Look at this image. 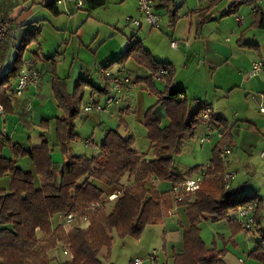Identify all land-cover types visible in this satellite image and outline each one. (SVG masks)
Wrapping results in <instances>:
<instances>
[{
	"label": "trees",
	"instance_id": "1",
	"mask_svg": "<svg viewBox=\"0 0 264 264\" xmlns=\"http://www.w3.org/2000/svg\"><path fill=\"white\" fill-rule=\"evenodd\" d=\"M57 2L42 0L41 5L53 14H59ZM85 5L89 9H96L104 6L105 0H82V6L77 10ZM0 21L9 23L8 33L0 41V105L6 116L13 113L16 98L13 87L24 68V62L32 61L35 70V62L24 60V53L30 44L37 41L40 30L38 27L30 28L34 23L24 25L25 34L16 43L19 28L15 20L5 15ZM256 26L264 28V15L259 17ZM12 48L15 50L13 57L10 55ZM127 58H132L149 70L150 77L142 82L157 99L145 114L150 159L133 149V137H122L117 130H108L97 156H74L65 163L55 162L52 158L55 148L65 156L68 144L79 139L75 121L82 112L83 100L80 93L67 98L56 88L59 79L54 70L55 97L61 110L55 123L54 140L45 132L40 135L41 144L38 147H29L14 143L0 131V180L9 177L7 187H0V264H49L53 261L49 253L63 243H66L71 258L60 264H103L101 251L110 249L114 233L121 237H137L144 227L162 224L163 217L173 205L186 206L189 225L182 235V248L172 254V264H223V252L205 246L201 239L200 223L206 220L231 222L239 206L256 201L251 196L240 197L232 188L229 191L223 188L224 163L220 154L232 146L231 129L225 121L212 114L211 123L220 131L221 138L211 149L209 168L193 202L188 205L184 202L174 204L170 188L162 192L157 186L145 183V179L156 178L170 186L185 179L175 172L171 156L179 150L183 139L195 136L206 105H198L192 110L186 96L172 84L173 70L156 62L138 45L128 48L105 67L122 64ZM162 69L167 70V75L160 77L166 84L164 91L160 92L152 78H156ZM81 81L84 84V80ZM85 84L92 86L86 81ZM181 94L184 98L179 100ZM193 102L198 104L197 100ZM157 105L166 106L167 109L168 126L164 128H161L160 118L155 113ZM41 126L46 130L48 124L44 122ZM18 158H27L33 172L21 168L17 164ZM35 177L39 179L38 186ZM125 179L127 186L123 184ZM95 182L108 189L107 194L115 185L123 187V193L112 201L114 203L107 213L98 212L101 204L109 201L106 194L101 202L103 189ZM93 203L99 206L89 213V219L93 215L86 230L74 229L65 234L61 225L53 227L54 218L69 213L81 214L85 207ZM256 218L257 214L255 221ZM257 226L258 222L255 228ZM38 233L42 238H38ZM258 233L264 243V229H259ZM249 257L264 264V245H258L249 253Z\"/></svg>",
	"mask_w": 264,
	"mask_h": 264
},
{
	"label": "rangeland",
	"instance_id": "2",
	"mask_svg": "<svg viewBox=\"0 0 264 264\" xmlns=\"http://www.w3.org/2000/svg\"><path fill=\"white\" fill-rule=\"evenodd\" d=\"M11 1L13 0H0V5L9 4ZM17 1L20 2V0ZM40 1L28 0V8L31 10L29 21H40L41 36L39 44L35 43L28 47L24 60H29L27 58L30 52L36 51L38 48L40 55L45 57L58 54L55 58L57 75L66 80L69 91L73 90L79 78L87 79L95 88H104L101 73L105 70L120 72L129 76L133 81L136 77L144 76L146 71L132 60H128L122 66L104 67L106 62L119 58L127 46L137 40L145 50L151 53L154 59L174 66L176 75H178L176 86H183L182 90L189 98H198L199 103L207 106H211L209 105L211 101H214L215 104L221 99L218 103L225 107L223 109L224 116L229 122H232V104L237 99L244 98L245 95L241 91L239 83L236 82L242 76L243 79H248L245 67L250 56H257V53L243 50L236 44L240 38V32L243 31V29L241 30L243 26H238L235 18H245V13L242 11L244 8L241 9L242 12L223 19H219L218 15H215L213 20L207 22L201 31L196 32L195 21L190 20L193 17L190 15L192 11L196 10L197 0L185 1L178 10L179 19L174 29L169 27V17L165 11H155L154 8L153 14L160 18L159 25L154 26L148 23L145 15H139L136 12L135 0H118L116 4L113 0H107L105 7L89 10V13L77 10V0H62L61 4H58L59 15H54L41 6ZM182 1L174 0L175 6H180ZM231 1L221 0L218 9L228 8ZM259 4L264 7V0H260ZM81 9L83 10L84 7ZM127 19H139L141 25H135L131 22L132 20L128 21ZM245 22L248 21L245 19ZM220 32L222 35L219 36ZM244 40H257L264 45V30L251 31L245 35ZM172 41L178 43L177 49L171 48ZM215 46L227 51L232 50V62L215 58ZM14 53L15 50L12 48L10 55L13 57ZM40 81L37 86L41 84ZM158 87L161 85L158 84ZM90 92L91 87L87 86L82 104L93 100L90 97ZM41 94L45 97L43 100L34 97L27 104L29 122L31 120L32 127H24L15 131L14 140L17 141L19 140L17 136L20 138L22 136L29 147L40 145L39 129L36 127L38 123L41 120H51L59 116L60 112L49 85L45 84ZM251 96L249 95L250 101H252ZM119 97L118 102L108 106L106 113L93 114V116L81 113L77 118L75 127L79 139L73 142V147L76 149L74 152L77 156L88 158L97 156L105 130H117L124 136L129 134L134 137L136 150L141 153H146L149 150V141L144 126L145 114L148 108L156 103V98L148 95L139 86L122 89ZM104 101L103 98L100 99L102 105L105 104ZM166 110L164 106H158L155 109L156 115L160 118L161 128L168 126ZM215 111L218 112V109L215 108ZM101 118H105L106 128L100 127ZM6 123L4 127H6ZM50 126V133L54 135L53 120H51ZM199 132L197 130L193 138L183 139L179 150L172 154L171 163L176 171L184 172V168H193L197 165L202 167L207 163L210 146L200 142ZM58 151L57 148L53 151L55 158ZM59 156L61 157V155ZM24 159L28 161L27 158ZM24 159L18 158L17 164L24 170H28L27 164L25 165L23 162ZM230 172L236 178V181H232L233 187L244 186L245 191L251 192L261 185L257 176L251 172L246 173L244 164L238 167V171L231 170ZM1 182H9V177L0 180V186H2ZM95 183L103 189L102 185ZM35 184L39 185L37 177H35ZM123 184L127 186L128 181L125 179ZM117 187L123 191L122 186L117 185ZM159 188L167 189L169 186L166 183H160ZM107 192H109L108 189H103L104 196L101 202L105 199ZM113 203L101 204L102 208L100 207L98 212H109ZM63 216H60L59 220L65 234L74 229L86 230L91 222L90 217L89 225L81 226L83 228L76 227V225H65ZM177 217L182 223H178ZM58 222V218H54L53 227L59 224ZM186 223L187 219L183 211L175 209L162 224L144 227L137 237H121L114 233L110 249H103L100 259L103 264H131L135 259L141 260L142 264H172L171 257L174 250L178 251L182 247V226H186ZM199 227L205 245L223 252L224 264H256L249 257V253L258 245H264L257 234L240 232L236 236H232L226 220L202 221ZM38 238H42L40 233H38ZM153 251L156 252L157 259L150 262L148 259ZM49 256L53 260L49 264H60L70 259L69 256L63 254L59 247L51 251Z\"/></svg>",
	"mask_w": 264,
	"mask_h": 264
},
{
	"label": "crops",
	"instance_id": "3",
	"mask_svg": "<svg viewBox=\"0 0 264 264\" xmlns=\"http://www.w3.org/2000/svg\"><path fill=\"white\" fill-rule=\"evenodd\" d=\"M41 1H40V5H41ZM185 1L186 0H183L182 4L180 6H175L174 0H153L154 10L155 11H165V13L169 17V20H168L169 27L174 29L175 24L177 23V21L179 19V15H178L179 11L178 10L184 5ZM259 1L260 0H232L230 3V6L228 8L226 7L223 10H219L218 6H219V3H221V0H212L210 3H208V2L202 3L200 7H198V5H196V10L192 11L191 15H190V16L194 17V19H193V17H191L190 20L195 21V28L197 29L196 32H199L203 29L204 25L207 22H211L213 20L215 15H218L219 19H223V18H226L228 16H234L237 13L242 12V11L245 13V18H243L244 22L242 24L236 22L238 24V26H243L241 28V30L243 29V31L240 32V34H239L240 38L237 40L236 44L238 47H240L243 50H250V51L257 53V56H254V55L250 56V60L248 61V64L245 67V70L247 71V72L245 71L246 73H248V71L250 70V68L254 62L260 61V62L264 63V45H262L257 40H254V41L244 40L245 35L247 33L251 32V31L257 32V31L264 30V28H259L256 26V22L258 21L259 17L264 15V7H262L259 4ZM20 2H22V3H20ZM20 2L17 0H13V1L9 2V4L0 5V18H2L5 15H8L15 20V25L19 28L16 32V38H17L16 43H18L19 39L25 34V30H23L22 27L24 25L34 23V25H31L30 28L38 27V29L40 30V35L38 36L37 41L35 42V43L39 44V39L41 36V27L39 26L40 21H34V20L29 21L31 19V10L28 8V0H20ZM106 2H107V0H105V5L102 7L106 6V4H107ZM113 2L116 4L118 2V0H113ZM41 6H43V5H41ZM43 7H45V6H43ZM83 7H84V9L83 10L81 9V11H84L86 13L87 12L89 13V10H94V9H89L88 6H86V5ZM102 7H99V8H102ZM242 8H244V10L241 11ZM187 9H188L187 11H189V8H187ZM58 10H59V8H58ZM59 14H60V11H59ZM59 14H54V15H59ZM185 17H187V16H185ZM204 18H206V19L203 20ZM245 19L248 22H245ZM191 26H190V29H191ZM189 33H190V30L188 31V34ZM220 35H222V32L219 33V36ZM35 43H32V44H35ZM32 44H30V45H32ZM134 45H138L143 50H145L141 46V43L138 42L137 40H136V42L129 44L127 46L126 50L128 48L134 46ZM28 47H27L25 53L28 51ZM38 49L36 51H31L29 54V57L27 59H31L35 62L34 67H35L36 72L37 71L39 72L38 74L40 76V80H41L40 83L41 84L39 86H36V85L35 86H32V85L28 86L20 97H16L14 99L15 101L13 103V113L6 115L5 123H6V121H7V123H6L5 131L2 130L3 126L0 124V131H2L5 135L9 136L10 139L14 143H19V144H22L24 146H27L28 144H26V141L23 140L22 136H21V138L19 136H17V138L19 140H17V141L14 140L15 135H16L15 131L18 129H22L24 127L25 128H29V127L31 128L32 127L31 120L29 122V111L27 110V104L34 97H37L41 100H43V98H45L41 94L42 90L44 89L45 84L50 86L51 90L53 91L54 97H55V89H54L55 85L53 84L54 83L53 82L54 81V70H55V75L59 79V81H56V88L60 89L63 92L64 96H66V97L69 95H73L74 93H76V94L80 93L82 100H83L85 88H87V86H89V85L85 84V81L88 82L87 79L85 80L84 78H79L76 81V84H75L73 90L69 91L66 80L63 78H60L57 75V70H56V63L57 62H56L55 58L58 54L45 57V56L40 55ZM126 50L124 51V53L126 52ZM145 51H147V50H145ZM147 52L153 58L151 53L149 51H147ZM232 52H233L232 50L227 51L225 49H221V47H218V46L214 47L215 58L224 59L226 62L227 61L232 62V59H233V53ZM25 53H24V58H25ZM113 60H115V59H112V60L106 62L104 67L106 66V64H108L109 62H111ZM128 60L134 61L141 69L146 71V74L144 76L136 77L135 81H133L129 76L124 75L120 72H112V73H119L122 76H127L131 79L132 86H128L125 88H134L135 86H137V87L139 86L141 90H144L148 95L153 96L152 94L149 93L148 90L145 89L146 86L142 82L143 79L148 80L147 78L150 77L149 70H147L146 68L139 65L132 58H127L124 63H126ZM154 60L160 64H163L165 66H169L170 69L173 70V78H172L173 83L172 84L176 90L182 92L186 96V98L189 101V104L191 105L192 110H195L198 105H203V104L199 103L198 98H195V99L189 98L187 96L186 92H184L182 90L183 86H181V87L176 86V79H177L178 75H176V69L174 68V66L170 65L169 63H162L156 59H154ZM124 63L114 64V65L122 66V65H124ZM242 77H239V80L236 83H239L240 87L242 89H244V90L241 89V91L244 92L245 95H244V98L237 99L232 104V106H233V110H232L233 120H232V122H229L228 119L225 118V116H224L223 109H225V107L222 106L220 103H218L219 101H221V99L218 100V102H215V104L213 103L214 101L213 102L211 101V104H209V105H211L213 107L212 109H213L214 116L225 121L226 124L228 125V127L231 129L232 146L229 148H226V149H230V154L223 160L224 171H231V170H234V171L237 170L238 171V167L241 164H244L246 173L251 172L253 175L257 176L260 179L261 185L255 189L251 190V192L245 191L244 186L243 187L242 186H240V187H233L232 186V189L234 191H236V193L240 197L251 196L252 198H254L256 200L255 201L256 204L254 202L253 203L256 206L255 207V217L257 214V218H256L257 221L256 222H258V226L256 228H254L255 230L253 229L251 233H255L258 235L259 234L258 230L264 229V114L259 113L255 103L253 101H250L249 95L251 96L255 93L264 92V76L258 77V78H248L247 80L243 79ZM81 80H84V84L81 83L82 82ZM152 81H153V84L157 90H159L160 92L164 91L165 85H166L164 80L152 78ZM102 82H103V80H102ZM158 84H160L161 87H158ZM78 85H80V88L76 89ZM14 86H15V84H14ZM90 87H91L90 97L93 100H91V102L82 104V107H84L85 105L90 104V103H99L100 105H102L100 102V99L103 98L106 101V98H107L105 83H104V88H95L94 86L93 87L90 86ZM127 90H129V89H127ZM153 97H155V96H153ZM179 100H182L181 95L179 97ZM193 100H197L198 104H195L193 102ZM55 101L57 104L56 97H55ZM213 104H214L215 108L218 109V112L215 111ZM158 106H160V105H157L155 109H157ZM151 107L152 106H150L149 108H151ZM164 107H166V106H164ZM57 108H58V111H60L59 112V116H60L61 110L58 107V104H57ZM220 110H221V112H219ZM81 113H84V112L82 111ZM84 114L86 116H89V115L93 116V114H97V113H90V114L84 113ZM59 116L51 119L54 121V128H55L56 119ZM51 120H48V119L41 120L38 123V125L36 126L39 129L38 130V137H39L38 139H40V144H41L40 135L42 133H45V132H47V135H49L50 139L54 140V135H52L50 133L51 132V126H50ZM101 121L102 122H101L100 127L106 128L105 118H101ZM44 122H47V124H48V127L46 128V130L42 129L43 127L41 126L42 123H44ZM0 123H1V121H0ZM75 129H76V127H75ZM197 130L200 131L199 136L201 135V137H203L206 133V128H205V126L201 120H200V123H199L196 131H195V135H196ZM105 131L107 132L108 130H105ZM53 134H54V130H53ZM120 135L122 137H130L131 136L129 134H127V136L126 135L124 136L122 134H120ZM131 137H133V136H131ZM219 140L220 139L215 138V139H213L212 143H207L210 146V155H209V158L207 160V163L211 158V149H212L213 145L216 144ZM135 145H136V143L134 142L133 149L138 154L145 155L147 159H150V157H151V155H150V143H149V150L146 153H141L138 150H136ZM31 147H38V146H31ZM57 150H59V149H57ZM75 150L76 149L73 147V142H71L67 146L68 152L65 156H62L60 154V151H58V155L56 156V158L54 157L53 154H52V158L57 163H65L68 161V159L70 157H74V156L76 157L77 156L76 152H74ZM7 153H9L8 150H7ZM59 155H61V157ZM23 162L25 165L27 164L26 167L28 168V171L33 172V167L31 165L30 161L29 160L26 161L24 159ZM199 169H200V166L197 165L193 168H184V172H178L175 169L174 170L176 173H178L179 175H181L185 178H192V177H195L199 173ZM234 181H236V178L234 179ZM7 183L8 182H4V183L1 182L2 186H0V187H7ZM160 183H166V182L158 181L155 184V186H157L160 191H162V192L167 191L170 188V184L166 183L169 186V188L160 189L159 188ZM193 200H189L188 202L186 201L184 203L188 205V204L192 203ZM257 205H260L258 210H257ZM175 209H176V211H179L181 209L186 216V206H179L178 207L176 205H173V207L171 208V211L173 212V210H175ZM167 216L168 215H165L163 217V222ZM57 218L59 221L58 225H61L60 220H59L60 216ZM186 219H187V216H186ZM177 221H178V223H182L180 218H178V217H177ZM206 221H211V220H206ZM228 224H229L232 236H236L240 232H245V231H243L242 227L240 225H238L236 223L235 219L232 217H231V222H228ZM188 225L189 224H188V220H187L186 226H184V225L182 226L183 233L185 230H187ZM183 233H182V235H183ZM58 247L62 251V244H59ZM211 248H213V247H211ZM49 258H50V256H49ZM156 259L157 258H155V261H156ZM256 264H260V263L256 262Z\"/></svg>",
	"mask_w": 264,
	"mask_h": 264
},
{
	"label": "built area",
	"instance_id": "4",
	"mask_svg": "<svg viewBox=\"0 0 264 264\" xmlns=\"http://www.w3.org/2000/svg\"><path fill=\"white\" fill-rule=\"evenodd\" d=\"M77 8L82 6V0H77ZM212 0H197L198 7L201 6L202 3L208 2L210 3ZM62 0H58L57 4H61ZM154 3L153 0H136V12L139 15H145L148 23H151L154 26L159 25L160 18L153 14ZM128 21L132 19H127ZM235 21L237 23L242 24L243 18L236 17ZM133 24L140 26V20H132ZM9 23L0 21V41L3 40L4 36L8 33ZM178 43L175 41L171 42V48L177 49ZM32 61H25L24 68L21 71L17 79V83L14 87V95L15 97H20L26 88L30 85L37 86L39 83L40 76L39 74L33 70ZM167 75V70L162 69L160 73L157 75L156 79H160L161 76ZM248 78H258L264 76V63L257 61L254 62L247 73ZM101 79L105 83L107 87V98L104 105H100L99 103H90L85 105L82 108L84 113H106L108 111V106L114 102H118L120 100L119 94L122 89L128 86H132V81L127 76H122L119 73H112L108 70H105L101 73ZM184 96L181 95V99ZM252 101L255 103L259 113L264 114V92L255 93L251 96ZM213 109L211 106H205L202 114L201 121L206 128V133L203 137L200 138V142L202 144L212 143L213 139L221 138V133L218 129H216L211 121H212ZM5 114L3 111V107L0 105V121L3 125L2 130L5 131ZM230 154V149H224L220 158L224 160L227 155ZM209 168V163H206L204 166L200 167L199 173L192 178H185L181 183L173 184L170 186V193L172 196V200L174 204L183 203L185 201L193 200L196 191L198 190L200 183L205 176L207 170ZM235 175L230 171H224L222 176V185L224 190L229 191L232 188V181L234 180ZM158 182L156 178L145 179V183L155 185ZM123 191L117 187L116 185L112 187V190L109 194H107V199L109 202L116 200ZM99 206L98 203H93L84 208L81 214L69 213L64 215L63 221L65 225H76V227L83 228L81 226L89 225V213L95 210ZM255 204L249 203L243 206H239L233 214V218L236 223L240 225L243 231H252L256 226L255 221ZM171 210L167 212V215H171ZM62 252L64 255H67L71 258V254L67 248L66 243L62 244ZM156 258V252L153 251L149 256L148 261L154 262ZM240 263H242L240 261ZM131 264H142L141 260L135 259Z\"/></svg>",
	"mask_w": 264,
	"mask_h": 264
},
{
	"label": "bare ground",
	"instance_id": "5",
	"mask_svg": "<svg viewBox=\"0 0 264 264\" xmlns=\"http://www.w3.org/2000/svg\"><path fill=\"white\" fill-rule=\"evenodd\" d=\"M14 93V92H13ZM6 117V116H5Z\"/></svg>",
	"mask_w": 264,
	"mask_h": 264
}]
</instances>
